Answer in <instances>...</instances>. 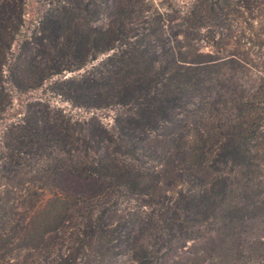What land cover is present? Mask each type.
<instances>
[{"label": "trees", "instance_id": "1", "mask_svg": "<svg viewBox=\"0 0 264 264\" xmlns=\"http://www.w3.org/2000/svg\"><path fill=\"white\" fill-rule=\"evenodd\" d=\"M39 1L0 0V264H264V0ZM54 77L112 126L5 85Z\"/></svg>", "mask_w": 264, "mask_h": 264}, {"label": "rangeland", "instance_id": "2", "mask_svg": "<svg viewBox=\"0 0 264 264\" xmlns=\"http://www.w3.org/2000/svg\"><path fill=\"white\" fill-rule=\"evenodd\" d=\"M181 1V0H177ZM192 1V0H187ZM24 13L23 19L26 21L24 25L28 28L32 27L31 24L38 18L39 15L45 9L43 3L39 0H24ZM21 37V36H20ZM16 45V43H15ZM15 48V46H13ZM82 72V71H81ZM78 73V72H76ZM76 73H65L63 78L74 75ZM58 77H54L51 81L46 83L41 89L36 91L29 92L27 94H20L17 92L9 83H5L7 88L12 93L14 98V104L20 102V100H27L30 97L41 98L43 101L51 104L52 106L59 107L65 109V111L73 114L78 119H87L93 115L99 117L101 121L107 126L111 127L113 124V114L114 111L110 109L103 110H85L83 108H75L65 100L64 97L58 94L57 89L52 87V82L57 80ZM210 225L208 223H204L202 225H197L196 230L201 231L205 236H213L214 232L209 229ZM205 239L202 237L197 239L196 241L188 240L183 241L179 245H177L173 252H171L164 260V264H214L216 260L213 256H206L202 252L203 241Z\"/></svg>", "mask_w": 264, "mask_h": 264}]
</instances>
